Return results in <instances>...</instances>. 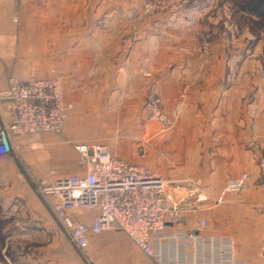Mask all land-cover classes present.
I'll list each match as a JSON object with an SVG mask.
<instances>
[{
	"label": "crops",
	"instance_id": "0c3cea01",
	"mask_svg": "<svg viewBox=\"0 0 264 264\" xmlns=\"http://www.w3.org/2000/svg\"><path fill=\"white\" fill-rule=\"evenodd\" d=\"M143 2L0 0V93L11 76H61L71 106L61 135L21 136L18 149L0 160L1 201L18 198L41 212L45 207L30 180L51 170L53 180L84 174L68 143H100L168 180L192 178L207 195L198 201L186 188L172 191L184 220L168 223L166 237L156 242L162 264L222 263L224 254L210 252L217 245L209 239L231 241L237 262L264 264V191L255 159L264 149V32L222 35L208 60L189 28L199 26L201 12L193 21L168 13L148 17ZM152 80L166 111L178 114L171 130H160L141 113ZM13 120L11 101L0 99V128ZM243 173L251 175L248 189L226 193L228 180ZM97 214L78 218L91 224ZM202 220L207 227H199ZM188 233L200 241L187 239ZM86 253L89 259L70 262L161 264L119 230L91 234ZM0 264L15 263L0 257Z\"/></svg>",
	"mask_w": 264,
	"mask_h": 264
},
{
	"label": "built area",
	"instance_id": "2783aa9c",
	"mask_svg": "<svg viewBox=\"0 0 264 264\" xmlns=\"http://www.w3.org/2000/svg\"><path fill=\"white\" fill-rule=\"evenodd\" d=\"M203 1L145 0L143 12L146 16L165 12L175 14L189 8L196 9ZM200 40L203 53L211 60L212 34L202 33ZM146 76L151 74L146 73ZM184 97L185 94H182L181 98ZM0 99L11 101L14 114V120L0 128V160L18 149L15 141L21 136L40 133L61 135L64 132L71 106L65 101L63 77H32L23 81L11 76L9 88L0 93ZM144 114L148 121L160 123L164 130L177 123L178 114L171 115L166 111L156 80H152L148 86ZM73 147L79 154V166L84 174H72L53 180L51 175L54 170H51L44 178L30 180L35 194L72 244L86 252L91 234L119 230L137 248L161 264L164 263L155 244L166 237L168 223L182 224L185 212L174 202L172 191L183 187L188 189L190 197L205 201L207 195L201 194L198 182L192 178L168 180L145 164L129 162L116 156L107 145L100 143H75ZM255 159L259 170L257 180L264 191V149L255 155ZM250 180L249 173L231 178L225 191L241 193L248 189ZM92 210H97L98 214L91 224L79 220V216ZM207 225V220L199 222L200 228ZM185 236L191 241H200V237L194 233ZM201 240L206 243L205 239ZM207 242L217 245L210 252L224 254V261L220 264H242L233 258L231 241L209 239Z\"/></svg>",
	"mask_w": 264,
	"mask_h": 264
},
{
	"label": "rangeland",
	"instance_id": "374dc122",
	"mask_svg": "<svg viewBox=\"0 0 264 264\" xmlns=\"http://www.w3.org/2000/svg\"><path fill=\"white\" fill-rule=\"evenodd\" d=\"M235 3H237L236 0H204L196 9L189 8L175 14L165 13L170 14L171 19L190 15L188 19L193 21L199 16L198 12H201L202 17L199 18V26L189 28L200 44L202 33L212 34V49H214V43L216 40L219 41L222 35L240 36L246 33L264 32V18L241 9ZM201 53L205 56L202 45ZM205 59H207L206 56ZM145 100L142 104L141 113H144ZM153 123L159 125L160 130H164L160 123ZM68 145L73 144L68 143ZM44 210L34 212L18 198L4 204L0 197V257L4 259L8 257L15 264L21 263L23 259L25 260L24 264H33L35 259H42V264H49L50 259H57V264H74L75 262H70V260L73 261L76 258L89 259L86 252L78 250L72 244L60 224L46 207Z\"/></svg>",
	"mask_w": 264,
	"mask_h": 264
},
{
	"label": "trees",
	"instance_id": "16d2710c",
	"mask_svg": "<svg viewBox=\"0 0 264 264\" xmlns=\"http://www.w3.org/2000/svg\"><path fill=\"white\" fill-rule=\"evenodd\" d=\"M232 1V0H231ZM234 1V0H233ZM241 9L264 18V0H236Z\"/></svg>",
	"mask_w": 264,
	"mask_h": 264
}]
</instances>
